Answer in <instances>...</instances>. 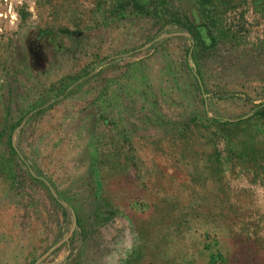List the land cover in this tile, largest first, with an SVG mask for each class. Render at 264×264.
Instances as JSON below:
<instances>
[{
  "label": "rangeland",
  "instance_id": "1",
  "mask_svg": "<svg viewBox=\"0 0 264 264\" xmlns=\"http://www.w3.org/2000/svg\"><path fill=\"white\" fill-rule=\"evenodd\" d=\"M0 264H264V0H0Z\"/></svg>",
  "mask_w": 264,
  "mask_h": 264
}]
</instances>
